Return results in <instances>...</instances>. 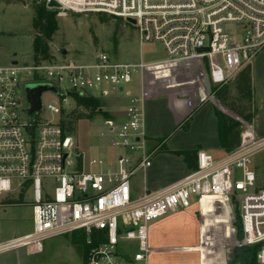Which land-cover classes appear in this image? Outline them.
Segmentation results:
<instances>
[{"label":"built area","instance_id":"2783aa9c","mask_svg":"<svg viewBox=\"0 0 264 264\" xmlns=\"http://www.w3.org/2000/svg\"><path fill=\"white\" fill-rule=\"evenodd\" d=\"M66 5L55 11L133 20L140 43L159 44L165 59L132 64L99 52L79 63L59 53L0 66V208L27 205L32 212L31 231L1 242L0 254L40 255L46 240L81 237L87 247L84 264H150L149 223L207 196L216 198L218 207L221 200L235 207L230 227L237 226L239 241L254 253L255 264H264V188L252 161L264 139L257 140L250 127L221 159L198 151L194 171L160 192L134 198L131 181L150 167L153 154L143 132L144 94L129 97L122 116L104 121L111 147L123 151L105 167L101 159L85 163L60 119L40 118L42 102L29 118L21 88L27 80L52 86L55 92L44 93L60 95L59 103L46 109L57 116L69 101L74 111L77 99L123 92L133 75L152 79L179 66L193 65L212 89L222 88L264 51V0H68ZM47 182L55 183L51 191Z\"/></svg>","mask_w":264,"mask_h":264},{"label":"rangeland","instance_id":"374dc122","mask_svg":"<svg viewBox=\"0 0 264 264\" xmlns=\"http://www.w3.org/2000/svg\"><path fill=\"white\" fill-rule=\"evenodd\" d=\"M43 2L45 0H0V66H7L13 61L18 64H29L33 60V39L37 34L32 26L35 17L34 7L35 4ZM63 8L66 9L65 6ZM46 10L52 15L56 24L55 32L47 42L53 55L57 56L65 50L66 58L74 59L79 63L91 61L99 52H105L113 61L132 64L140 60L145 64H151L165 59L164 51L159 44L140 43L137 29L124 20L94 14L79 15L68 11L47 8ZM250 68L251 88L255 90L252 91L250 102L236 94L234 82H231L227 90L228 100L223 107L232 106L245 115H253L252 123L255 121L261 123L264 121V112L260 115L263 98L257 90H264V51L251 63ZM189 71L192 70L188 69ZM202 71L204 73L205 69ZM144 81L147 90V86L151 84L149 74L144 75ZM37 82V80H27L21 88L25 90L36 85ZM195 85L196 83L184 89L193 90ZM139 87L138 73L133 75L131 84L124 86L123 92H111L107 97L95 95V101L99 104L98 108L101 112L94 113L89 119L86 117L78 119L77 116L79 113L86 116L90 112L91 108L85 103L71 111L75 104L69 101L60 116L49 112L46 106L49 104L57 106L60 95L44 93L41 97L43 108L39 116L44 122H56L58 119L61 122L65 121L64 126L73 138L77 152L83 154L85 163L95 158L103 160L105 167L113 166L116 155L123 151L111 147V138L104 121L122 116L115 112L125 107L128 102L127 91L133 90V93H136ZM160 88L161 86L158 90H163ZM210 89L211 94H206L208 102L215 103L219 109L221 104L217 103L214 97V88L210 87ZM224 108L223 111L219 110L227 111L226 114L240 123L238 129L240 134L248 129V125L240 122L241 119L235 113L225 111ZM252 161L258 184L264 188V146L255 154ZM132 184L136 185L135 191L138 195L141 191V177L136 175L132 179ZM45 186L48 191H51L55 183L47 182ZM1 200L2 197L0 202ZM216 202L213 206L217 212L215 214L217 222L214 223L217 236L211 253L214 255L217 249L223 248L230 257V264H249L253 257L252 251L240 243L237 226L229 225V221L234 218L235 207L230 206L225 200H221L218 207ZM193 217L195 221L199 220L196 212ZM31 228L30 206L0 208V243L27 234ZM164 230L170 234L189 233V229L182 225L175 227L167 224ZM232 230H236L234 234ZM190 236L197 245L199 234L191 231ZM86 251L85 240L81 237H57L43 243V253L40 255H28L24 251L11 252L0 255V264H84Z\"/></svg>","mask_w":264,"mask_h":264},{"label":"crops","instance_id":"0c3cea01","mask_svg":"<svg viewBox=\"0 0 264 264\" xmlns=\"http://www.w3.org/2000/svg\"><path fill=\"white\" fill-rule=\"evenodd\" d=\"M190 70L192 71L188 72V69L179 66L166 76H153L150 78L153 82H150L147 90L144 78H140L139 90L136 93L133 90L127 91L128 100L131 96H145L143 132L147 147L153 153L150 167L144 173L137 174L141 177V191L138 195L135 191L136 185L131 181V195L134 198L143 193L160 192L191 172L183 157L173 153L205 151L216 160L228 153L221 146L222 139L215 112L219 111L229 118L232 116L226 114L228 109L220 101L217 100L222 105L219 109L223 111L224 108L226 112H221L215 103L208 102L206 90H199L200 85L205 88L204 79L201 80L193 65ZM194 83L196 85L193 90L184 89ZM155 84L160 85L163 90H158L160 86ZM257 91L263 98L261 115L264 112V90ZM127 104L128 102L115 114H122ZM248 127L256 138H264V121H255ZM160 149L164 151L160 152ZM216 201L214 198L200 202L193 199L190 208L152 222L148 230L150 264H230V257L223 248L217 249L214 255L211 253L217 236L214 230L217 212L213 206ZM195 212L199 215L198 221L193 217ZM167 224L175 227L182 225L189 229V233L165 232L164 227ZM191 231L199 234L198 246L190 236Z\"/></svg>","mask_w":264,"mask_h":264},{"label":"trees","instance_id":"16d2710c","mask_svg":"<svg viewBox=\"0 0 264 264\" xmlns=\"http://www.w3.org/2000/svg\"><path fill=\"white\" fill-rule=\"evenodd\" d=\"M34 14L35 17L32 26L34 32L37 34L34 36L33 39V59H36L38 56L46 58L51 55L47 42L50 41L51 36L55 32L56 24L52 15L46 10L45 2L35 4ZM250 73L251 68L250 66H248L243 71H241L233 80L236 94L242 97V99L247 102H250L252 96ZM229 85L213 90L215 99L220 101L222 104H225L228 100L227 90ZM84 103L87 105V107L91 108L90 112L86 116L83 113H79L77 115L79 117L78 119H81L83 117L89 119L93 116L94 113H100L98 111L99 104L94 99H77V107H80ZM226 107L228 110L235 113L241 119L240 122H243L248 125L252 123L253 115H245L242 112L235 110L232 106ZM215 113L219 122V135L222 139L221 146L222 148L226 149L227 152H230L239 145L240 132L238 129L240 127V123L217 111ZM64 122L65 121H63V124L65 125ZM159 151L162 152L164 150L160 149ZM197 152L198 150H193L173 154L182 156L185 163L189 165L190 171L192 172L196 169ZM252 254L253 257L249 264H255L254 253Z\"/></svg>","mask_w":264,"mask_h":264},{"label":"water","instance_id":"95a60500","mask_svg":"<svg viewBox=\"0 0 264 264\" xmlns=\"http://www.w3.org/2000/svg\"><path fill=\"white\" fill-rule=\"evenodd\" d=\"M61 7L62 6L54 0H49L48 3L46 4V8L49 10L61 9ZM126 22L132 26L135 24V22L130 19H127ZM61 55L65 56L66 51L62 50ZM15 63L16 62H13V64ZM204 86L206 93L211 94L210 84L208 82L207 77H204ZM25 90H26L27 102L29 104V108L26 110V113L29 118H32L33 114L40 110L42 93L48 91L55 92V89L50 85H34L26 88Z\"/></svg>","mask_w":264,"mask_h":264},{"label":"bare ground","instance_id":"6f19581e","mask_svg":"<svg viewBox=\"0 0 264 264\" xmlns=\"http://www.w3.org/2000/svg\"><path fill=\"white\" fill-rule=\"evenodd\" d=\"M66 1H68V0H61L60 3L67 8ZM208 198H212L213 199L214 197L204 196L201 200L208 199ZM214 199H216V198H214Z\"/></svg>","mask_w":264,"mask_h":264}]
</instances>
